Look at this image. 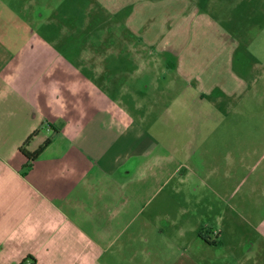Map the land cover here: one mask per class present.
I'll return each mask as SVG.
<instances>
[{
  "label": "rangeland",
  "instance_id": "374dc122",
  "mask_svg": "<svg viewBox=\"0 0 264 264\" xmlns=\"http://www.w3.org/2000/svg\"><path fill=\"white\" fill-rule=\"evenodd\" d=\"M0 20L15 52L97 53L102 92L178 160L162 190L197 234L222 231L197 264H264V0H0Z\"/></svg>",
  "mask_w": 264,
  "mask_h": 264
},
{
  "label": "crops",
  "instance_id": "0c3cea01",
  "mask_svg": "<svg viewBox=\"0 0 264 264\" xmlns=\"http://www.w3.org/2000/svg\"><path fill=\"white\" fill-rule=\"evenodd\" d=\"M33 43L0 40V264H197L198 244L224 245L197 234L177 186L162 190L178 160L102 92L97 53ZM33 133L28 150L51 142L27 166ZM255 225L264 241V215Z\"/></svg>",
  "mask_w": 264,
  "mask_h": 264
},
{
  "label": "trees",
  "instance_id": "16d2710c",
  "mask_svg": "<svg viewBox=\"0 0 264 264\" xmlns=\"http://www.w3.org/2000/svg\"><path fill=\"white\" fill-rule=\"evenodd\" d=\"M35 133L31 134L25 142L20 146L21 153L27 158V166H30L32 162L42 153V151L50 144L51 140H46L38 149L35 151H30L27 149V146L34 136Z\"/></svg>",
  "mask_w": 264,
  "mask_h": 264
}]
</instances>
